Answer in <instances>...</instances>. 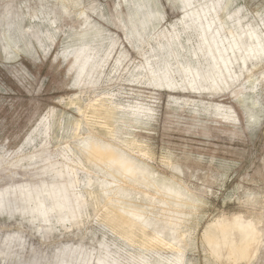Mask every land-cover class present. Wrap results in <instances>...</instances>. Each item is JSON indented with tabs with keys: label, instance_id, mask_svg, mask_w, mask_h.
<instances>
[{
	"label": "rangeland",
	"instance_id": "obj_1",
	"mask_svg": "<svg viewBox=\"0 0 264 264\" xmlns=\"http://www.w3.org/2000/svg\"><path fill=\"white\" fill-rule=\"evenodd\" d=\"M39 1L52 4L54 0H0V196L42 181L55 183L56 191L66 189L64 195L73 198L69 203L72 211L67 212H72L74 221L65 225L34 223L0 205V264H58V258H66L72 251L76 254L73 264L86 259L97 264L99 258L109 264H229L212 258L202 234L214 221L233 216L256 222L262 244L249 264H264V55L254 62L252 83L241 78L217 93L173 95L154 88L147 59L151 47L164 43L159 33L178 19L182 6L179 0H78L69 11L68 4L60 1L53 12L59 19L53 44L48 38L56 30L53 33L47 24L29 22L31 8L38 16L45 11ZM236 3L251 15L244 27L247 34L259 28L264 32V0ZM141 6H152L164 15L166 25L150 33L156 41L148 42L149 36L135 41L132 38L130 20L141 18ZM81 11L92 21L91 26L97 24L92 29L103 32L104 47L116 41L119 49L98 63L103 67L101 74L79 78V82L76 68L72 69L76 67L74 60L67 61L66 50L76 35L89 29L87 25L81 29L78 26ZM37 39L45 41L40 44ZM101 56L103 52L95 61ZM242 89L243 94L238 95ZM102 101L112 108L118 106L110 121L104 114L94 116L88 107ZM42 122L51 128L47 138L37 140L33 149L30 140L35 139L33 133L42 131ZM108 131L117 133L110 138ZM80 138L117 145L133 161L146 164L157 182L165 181L181 190L189 205L168 204L179 214L163 211V205L139 195L142 187L135 188L136 192L126 195L122 202L140 205L142 210L145 206V217L162 226L164 223V227L179 222L178 233L185 236L183 255L174 251L176 242L166 249L153 243L152 249L141 245L145 235L156 232L154 224L141 230L144 235L137 231L133 243L107 226L105 208L115 197L111 195L95 207L87 192L100 195L98 185L106 181L109 187L112 179L73 157L70 151L77 149ZM111 173L118 176L119 186L124 185V176ZM87 175L95 183L86 189L83 181ZM146 192L156 200L173 202L154 188ZM158 229L162 236L168 231Z\"/></svg>",
	"mask_w": 264,
	"mask_h": 264
},
{
	"label": "bare ground",
	"instance_id": "obj_2",
	"mask_svg": "<svg viewBox=\"0 0 264 264\" xmlns=\"http://www.w3.org/2000/svg\"><path fill=\"white\" fill-rule=\"evenodd\" d=\"M60 1L68 4L66 11L75 8V4L78 3V0H54L52 4L39 1V6L41 9L45 10L40 16L36 15L35 9H30L31 14L29 15V22L33 21L34 24L39 26L47 24L48 27L53 29V33H55L56 30V33L48 38L52 44L56 41V34L59 32L57 30L59 19L53 15V12H55V7ZM179 1L182 6H180V15L178 16V19L173 24H169L166 29L159 33V36L163 38L164 43L160 42L156 44L153 42L156 44V47H151V57L147 59V70H149V74H151V77L153 78L154 88H156L157 91L159 90L173 95L179 94V96H181L180 94H183L201 96L213 94L212 92L217 93L221 88L228 89L241 78L246 80L247 83H252L253 70L255 69L254 62H258V60L264 55L262 53V50L264 49V32L259 28L256 29L255 32L253 31L251 34H247L244 27L249 23L251 15L244 10L245 8L238 7L236 0ZM234 6L236 8H234ZM24 7L26 8V6ZM138 9L142 10V15L140 14L141 18H131L130 20L133 40H140L145 36H149L148 42H151V40L156 41L157 37L155 38V35H151L150 33L157 30L159 26H161V29L166 25L164 15L160 10H156V8H153L152 6L149 8L141 6V8ZM77 17L80 20L78 23L79 28L81 29V27L87 25L89 29L76 35V38L72 41L71 47L66 51H69L67 61L70 58L74 60V65H76V67L73 66L72 69L76 68L77 80L79 81V78L84 79V77L87 78L93 74H101L103 67L98 63L103 61L102 58L104 57L108 59L115 50V53H117L119 47L116 41H112L106 49L104 47L106 38L103 36L101 29H92V27L97 26V24L91 26L90 22L92 21H90L84 11H81ZM122 27L123 29L125 28V26ZM262 27L264 29V19L262 20ZM38 33L39 29L36 28V35ZM43 41L40 39L36 40V42L40 44H42ZM129 43L132 44L131 41H129ZM8 46V42H5L4 48H7ZM102 52L104 56H101L99 61H95L99 58ZM93 53L95 55H92ZM151 85L152 84L150 83V86ZM78 86L80 85L77 83V87ZM242 92H244L243 89L238 95H240V93L242 95ZM181 98L184 99L185 97ZM240 98L241 97L238 96V99ZM102 103L103 104H98L97 106L92 104L88 107L92 110L94 116L104 114V118L110 121L114 118L115 112H118V106L112 108L106 106L105 101H102ZM255 104H253V106ZM77 111L80 112L79 109H77ZM134 116L136 118L138 113ZM50 128V126L44 124L42 131L33 133L36 134L35 139H31L33 136L30 137L31 142H29L33 145L34 143L36 144V141L39 139L44 141V139L47 138ZM34 129L36 128L34 127ZM116 133H113L112 131L109 132V137H115ZM80 139L81 143L77 145L78 147L76 146L77 149L74 150L75 152L73 150L70 151L73 154V157H75L76 160H81V162L88 165L90 169L95 168L106 172L112 179L109 187L106 181H103L98 185L100 195L87 192L86 189L90 188L95 183L91 177H88L87 175L83 181L84 187L86 188L84 190H86L90 197L93 198L92 200H94L95 207L102 204L103 200H107L111 195L115 197L114 199H109L110 204L105 208L106 215H104V222L108 224L107 226H110V229L112 228V230H116L115 232H119L133 243L137 231H140L144 235L145 233L141 230L150 228L149 226L154 224L156 232H154L153 236L145 235L142 239L141 245L144 248L149 249H152L153 244L165 248L173 247L172 243L176 242L177 246L174 248V251L182 254L185 249V236L178 233L177 227L179 222L169 223L164 227V223L162 226L159 221L145 217V212H143L145 206H143L144 209L142 210V207L138 208L140 205L135 207L136 204L133 205L128 202H122L126 195L136 192L135 188L142 187L144 188V191L142 192L140 190L141 192H138L139 195L150 199L151 202L154 201V204L157 202V204L163 205L165 207L163 211L172 214H179L170 208L168 204L183 207L189 205L188 202L184 201L183 198L185 195L181 190L165 181L157 182L154 179L155 173L151 172L146 164H140L133 161L122 152L123 150L121 148L122 151L119 150L117 145V147L113 146L111 143L109 144V142L106 144L104 141L95 138L86 142L82 141V138ZM35 144L33 145V149L35 148ZM121 146L123 145L121 144ZM107 168L109 169L107 170ZM111 171L117 172L119 176H124L126 179L124 185L119 186L118 176L111 173ZM56 177L57 176L51 178V182L54 181ZM41 183L42 184L40 185L38 183V185L36 184L37 186L32 187L22 186L16 190H11L5 194L3 193L4 195L1 194V208L5 211H13V213H17L21 217H28L34 223H45L47 225H50L52 222L57 224H64L66 221L73 223L74 218L73 214H71L72 212H67L70 210L69 203L73 198L68 199L67 196H65L67 194L64 195V193L67 192L66 189L65 192L62 188L61 190L59 189L56 191V188H54L55 183H46L45 181H42ZM150 188H154L158 194L170 197L173 202L170 204V202H167L166 200H158V198L156 200L152 198L146 192ZM136 196L135 198L137 199ZM8 203L11 205L6 206ZM70 211H72V209ZM255 223L250 220H245L243 217L233 216L231 219L223 218L208 225L202 234V238L212 258L217 262H226L229 264H249L255 260L259 247H261L262 244L261 232ZM160 227L164 230L168 228V231L164 236L158 231V228ZM75 255V252L72 251L66 256V258L63 256L62 258H58L60 259L58 264H73L75 262ZM81 264H90L89 259H86ZM97 264L109 263L105 259L99 258Z\"/></svg>",
	"mask_w": 264,
	"mask_h": 264
}]
</instances>
